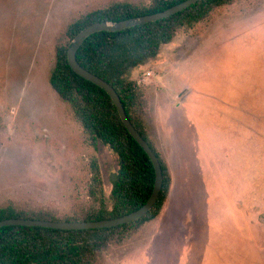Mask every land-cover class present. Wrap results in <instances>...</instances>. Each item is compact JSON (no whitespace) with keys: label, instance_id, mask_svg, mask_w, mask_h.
I'll return each instance as SVG.
<instances>
[{"label":"rangeland","instance_id":"obj_1","mask_svg":"<svg viewBox=\"0 0 264 264\" xmlns=\"http://www.w3.org/2000/svg\"><path fill=\"white\" fill-rule=\"evenodd\" d=\"M115 1L145 0H0V207L76 208L93 159L108 195L111 158L48 79L67 25ZM131 79L171 187L158 217L98 264H264V0L182 29Z\"/></svg>","mask_w":264,"mask_h":264},{"label":"trees","instance_id":"obj_2","mask_svg":"<svg viewBox=\"0 0 264 264\" xmlns=\"http://www.w3.org/2000/svg\"><path fill=\"white\" fill-rule=\"evenodd\" d=\"M185 0H145L139 4L115 1L90 11L69 23L65 43L56 46L48 83L61 103L71 111L88 146L103 148L113 162L109 193L99 160L90 162L85 177L83 204L68 212L20 207L13 203L0 207V221L29 219L53 222H96L123 217L139 209L154 185L151 161L132 139L121 122L109 96L94 84L77 76L67 62V46L84 28L98 22H121L162 12ZM237 0H201L163 20L120 32H98L87 38L76 54L80 67L105 81L118 95L134 129L149 144L162 170V187L151 210L142 218L114 228L63 231L10 226L0 228V264H98L114 240L129 236L154 221L167 199L171 176L144 130L147 102L140 84L131 79L135 70L155 61L162 47L172 43L182 29H191L212 14Z\"/></svg>","mask_w":264,"mask_h":264},{"label":"water","instance_id":"obj_3","mask_svg":"<svg viewBox=\"0 0 264 264\" xmlns=\"http://www.w3.org/2000/svg\"><path fill=\"white\" fill-rule=\"evenodd\" d=\"M201 0H185L184 2L172 6L162 12H158L151 15L140 16L136 18H130L121 22H98L94 23L82 31H80L68 44L67 46V62L71 70L80 78L94 84L101 90H103L110 98L114 104L116 111L119 115L121 122L123 123L125 129L132 137V139L139 145V147L147 155L154 169V185L151 194L147 201L136 211L127 214L120 218H115L111 220L96 221V222H53V221H42V220H29V219H7L0 221V228L10 227V226H20V227H33V228H44L53 230H63V231H79V230H97V229H108L114 228L121 225H126L132 223L144 215H146L151 208L156 203L161 187H162V170L159 160L149 144L139 135V133L134 129L128 120L125 111L122 107L120 99L113 88L110 87L105 81L101 80L97 76L84 70L76 61V54L80 49L82 43L98 32H120L132 27L157 22L173 16L187 8L195 5Z\"/></svg>","mask_w":264,"mask_h":264}]
</instances>
